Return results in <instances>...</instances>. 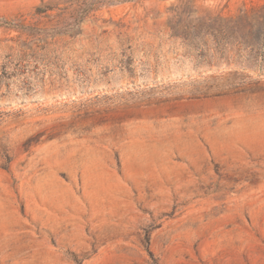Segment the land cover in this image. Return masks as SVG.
<instances>
[{"label":"rangeland","instance_id":"rangeland-1","mask_svg":"<svg viewBox=\"0 0 264 264\" xmlns=\"http://www.w3.org/2000/svg\"><path fill=\"white\" fill-rule=\"evenodd\" d=\"M0 264H264V0H0Z\"/></svg>","mask_w":264,"mask_h":264},{"label":"trees","instance_id":"trees-1","mask_svg":"<svg viewBox=\"0 0 264 264\" xmlns=\"http://www.w3.org/2000/svg\"><path fill=\"white\" fill-rule=\"evenodd\" d=\"M243 13L244 18L248 19L250 22H256V19H258L257 15L254 14V10H251V8H245Z\"/></svg>","mask_w":264,"mask_h":264}]
</instances>
